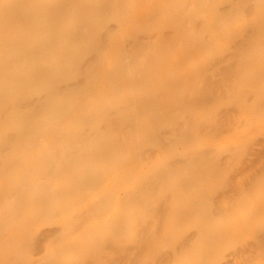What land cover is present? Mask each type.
Wrapping results in <instances>:
<instances>
[{
	"label": "bare ground",
	"instance_id": "bare-ground-1",
	"mask_svg": "<svg viewBox=\"0 0 264 264\" xmlns=\"http://www.w3.org/2000/svg\"><path fill=\"white\" fill-rule=\"evenodd\" d=\"M145 2L0 0V264H74L75 252L83 258L77 264H177L184 258L189 264H253L254 250L264 256V226L257 220L262 210L241 216L242 234L256 236V243L244 258L224 261L218 257L226 236L219 220L232 218L233 204L223 207L204 195L193 217L195 201L184 197L182 181L203 193L210 172L213 181H227L234 200L255 201L252 187L264 181V164L245 186L225 180L226 164L206 147L225 128L216 119L208 130L204 124L212 123L200 116L211 99L209 68L194 85L179 62L168 76L153 66L177 44L189 55L221 39L236 50L223 56L221 79L213 80L227 90L230 76L247 66L258 69L264 0ZM139 3L155 24L192 29L151 43L139 35ZM244 10L259 13L249 32L234 24ZM112 13L116 26L110 25ZM222 24L233 30L228 41L220 34L201 36ZM263 77L264 70L243 74L238 89ZM136 83L144 84L143 94L133 90ZM177 93L183 94L184 132L173 112ZM154 145L182 152V158L156 159ZM52 220L60 226L39 239L32 224ZM189 225L198 229L186 232Z\"/></svg>",
	"mask_w": 264,
	"mask_h": 264
},
{
	"label": "rangeland",
	"instance_id": "rangeland-1",
	"mask_svg": "<svg viewBox=\"0 0 264 264\" xmlns=\"http://www.w3.org/2000/svg\"><path fill=\"white\" fill-rule=\"evenodd\" d=\"M61 1V0H56ZM221 5L225 4L230 0H221ZM234 3H241V0H233ZM141 3V2H140ZM138 4L135 7V17L139 21L141 26L139 30V35L146 38L151 43L157 44V40L160 38L172 35V34H183L192 29V26L184 28L180 25L169 26L164 25L161 22L156 24L153 22L152 15L149 14L147 7L143 4ZM146 4L150 5V0H146ZM244 6V5H243ZM114 18L110 21L111 26L117 25V16L111 14ZM258 11L244 10L237 14L234 24L240 27L239 30L243 32H249V26L251 23L258 18ZM203 21V18L198 20ZM205 23H201L198 27L204 26ZM129 31H124V35H129ZM233 33L232 28L229 25L222 24L219 30L214 29L213 31L204 29L201 36L206 35L210 37L211 35L217 37L220 34V38L227 40L231 37ZM197 38V36H191ZM218 44L215 46H208L202 48H194L195 52L193 54L187 55L181 44L178 45V49L173 52L172 55L165 57L160 63L154 64L157 67V71L164 73L166 76L175 74L173 71V66L176 65L175 62H179L180 69L191 77L193 84L196 85L198 79L202 76V69L204 66L209 68L208 72V83L207 87L210 91V103L206 106L200 107L201 118L204 122H211L212 124H204L206 129H212L214 127L213 121L220 119L224 125V131L221 136L211 138L206 141L208 146L213 148L221 161L226 164V176L230 177L233 182H236L238 186H245L247 182V176L251 175L256 171L259 165L264 164V77L260 80L254 81L250 88L244 91H240L238 88L241 83V76L253 77L256 76L259 71L262 75L264 70V49H261L257 56V66L246 67L240 73H235L229 78L230 86L227 87L229 90L232 87V91L228 93L227 90L218 89L214 86L213 80L221 79L220 66L223 64V56L236 52L233 45L227 44L222 45L221 39L217 41ZM140 59L146 60L143 54H140ZM241 62L244 64L246 62L245 57L241 56ZM175 61V62H174ZM133 90L137 93L143 94L146 88L143 83H136L133 86ZM183 98L182 93H177L175 95V100L178 103L173 108V112L180 118V123L185 124L183 132L187 129V122H185L183 115V107L179 104L180 100ZM140 130V129H139ZM162 130L170 134V131L166 127H162ZM231 131V132H230ZM234 131V132H233ZM244 133V134H243ZM208 136L206 135V138ZM148 139H146L147 141ZM192 147V146H191ZM190 147V148H191ZM205 145L203 148H206ZM183 147H179V151ZM153 157L160 160H166L172 158L181 159L182 152L169 153L168 150H161L158 146L154 145L151 148ZM238 157V158H237ZM261 157V158H260ZM260 159V160H259ZM263 162V163H262ZM185 173L188 169L185 168ZM210 179L209 186L202 192L198 189L196 183L189 181H182L185 189L184 197L188 200L195 201V207L191 212L193 217L198 215L199 203L203 196H210L212 200L216 201V204L220 206H228L233 204V209L235 210L231 219H221L219 220V225L224 228L226 236L218 242V257L224 261H229L235 259L237 256L242 255L243 258L246 255L248 249L252 248V245L256 243V236L252 234L245 233L242 234L240 230L241 216L248 212L255 211V213L261 211L257 220L261 222L264 226V181L259 185H254L252 187L253 198L255 201L249 199L234 200L227 194L229 186L227 181L219 182L218 180L213 181L212 172L209 173ZM250 177V176H249ZM264 179V178H263ZM251 189V188H250ZM33 229L37 230L36 234L39 239L42 234L48 229L57 228L60 226L59 221H39L38 223L32 224ZM113 224L107 226V229H112ZM198 227L189 225L186 228V232L194 233ZM138 253V252H137ZM136 255V250L132 251L131 257ZM260 250H254L253 264H264V256H261ZM39 254H36L34 258H38ZM72 263L77 264L82 261L80 252H75L70 257ZM177 264H189V260L184 258Z\"/></svg>",
	"mask_w": 264,
	"mask_h": 264
}]
</instances>
